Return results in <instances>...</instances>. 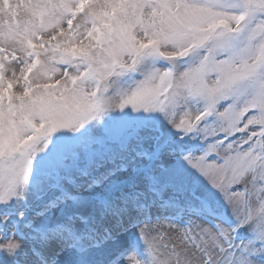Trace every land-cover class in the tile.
<instances>
[{
    "label": "snow or ice",
    "instance_id": "obj_1",
    "mask_svg": "<svg viewBox=\"0 0 264 264\" xmlns=\"http://www.w3.org/2000/svg\"><path fill=\"white\" fill-rule=\"evenodd\" d=\"M0 264H264V0H0Z\"/></svg>",
    "mask_w": 264,
    "mask_h": 264
}]
</instances>
